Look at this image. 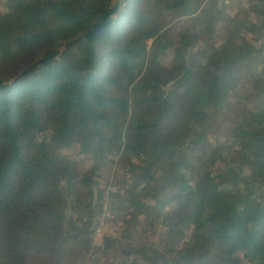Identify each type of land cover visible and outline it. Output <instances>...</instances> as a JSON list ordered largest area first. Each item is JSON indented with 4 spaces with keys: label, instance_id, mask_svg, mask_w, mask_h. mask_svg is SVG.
<instances>
[{
    "label": "trees",
    "instance_id": "1",
    "mask_svg": "<svg viewBox=\"0 0 264 264\" xmlns=\"http://www.w3.org/2000/svg\"><path fill=\"white\" fill-rule=\"evenodd\" d=\"M109 4L0 0V79ZM241 6L258 28L238 27L226 0H125L98 40L0 85V264H104L89 260L94 196L107 197L104 254L117 245L116 264H264V0ZM177 24V42L159 37ZM109 162L123 174L116 192L95 177ZM143 222L159 226L155 245L131 238Z\"/></svg>",
    "mask_w": 264,
    "mask_h": 264
},
{
    "label": "rangeland",
    "instance_id": "2",
    "mask_svg": "<svg viewBox=\"0 0 264 264\" xmlns=\"http://www.w3.org/2000/svg\"><path fill=\"white\" fill-rule=\"evenodd\" d=\"M29 1H31V0H29ZM241 1L242 0H237V1L236 0H226V2L228 4H230V6L232 8L231 11L233 10L234 14L236 13V11L238 12L239 9H242ZM248 7H245L244 12L242 13V14H245V16L240 17L236 13L237 17H236L235 21L240 23L237 25L238 27H243L244 24L250 23V25H252V27L256 29V28H258V24H260V22H261V20H260L261 17H257L255 15H253L252 13H249V14L245 13L248 10ZM0 17H1V14H0ZM231 25H232L231 22L227 24V26H231ZM181 30H182V27H180L179 24L173 25V26H170L166 31L161 33L159 35V37L166 35L169 38H171L172 40H174V43H175V42H177L176 41L177 40L176 34ZM239 36L245 37L247 40H249L251 42H253L257 39L256 35L252 34L251 32H246V31L239 32ZM150 44H151V41H148V46ZM208 44H210V43H206V44L200 43L197 45L196 49L206 50L207 48L210 47V46H207ZM149 57L150 58L156 57L157 61L162 62L164 65H168L170 62V53L167 51L166 52L162 51L161 47H153L149 53ZM70 156L75 158V159L84 158V157H76L73 153ZM87 166H88L87 161L82 162V164L80 163L81 170H85ZM120 175H123V174L119 169V164L116 166V162L106 163L104 166H102L99 170H97L95 172V177L97 179H99L100 183L104 184L106 186V188L108 186V189H107L108 191L113 190L114 192H116L117 190L113 187L111 188L110 183L114 182L115 180H120ZM122 179H124V176H122ZM105 182H108V184H105ZM94 190H95V188H94ZM76 192H77V190H76ZM75 196L76 197L79 196L78 192L76 193ZM256 196H257V193H254V195L251 196L250 198H247L245 200V202L247 204H250L252 207H255V205L257 204L255 201ZM95 199H96V197L94 196L93 200L90 203H88V205L91 208L92 215L95 218H97L99 216L98 219L101 218L103 214H104V216H108L109 212L107 210H105V208H104V205L106 204L105 200L107 199V197L105 196L104 197L105 200L104 199L101 200L100 206H99V204H95ZM99 207L101 209L100 215L98 212ZM98 219H97V221H98ZM108 222H109V220L106 219V224H108ZM104 229H106L104 232H107L108 234H110L112 232V230L110 228H104ZM160 234H161V231H160V228L158 225H156L155 223H151V222H143L142 224H137V225L133 226V234H132L131 238L133 239L135 245H137L141 241L147 242L150 245H153V244L155 245L159 241ZM105 236L106 235H104L102 233L97 237L96 242H95L96 248H99V244H102L104 247ZM186 238H187V235L185 236V239ZM120 240H121V236H120V239H118V241L116 243H118ZM116 247H117V245H115V246L113 245L111 247V249L109 250L110 253L103 255L102 261H105L104 264H110L113 262H114L113 264H116V262L119 261L116 259V255H117L116 254V250H117ZM124 247H126V244H124ZM163 255L165 256L164 258L167 261H169L170 257H168L165 253H163Z\"/></svg>",
    "mask_w": 264,
    "mask_h": 264
},
{
    "label": "water",
    "instance_id": "3",
    "mask_svg": "<svg viewBox=\"0 0 264 264\" xmlns=\"http://www.w3.org/2000/svg\"><path fill=\"white\" fill-rule=\"evenodd\" d=\"M125 0H110V4L102 15L101 19L94 23L88 30L83 34L76 37L60 47L47 50L41 54L34 62L28 67L21 70L16 76L11 79H0V85L12 86L15 82L22 80L32 71L37 69L39 66L48 63L54 59H57L60 54L71 44L80 42L82 40L94 41L98 40L112 25V23L119 17L124 9Z\"/></svg>",
    "mask_w": 264,
    "mask_h": 264
},
{
    "label": "built area",
    "instance_id": "4",
    "mask_svg": "<svg viewBox=\"0 0 264 264\" xmlns=\"http://www.w3.org/2000/svg\"><path fill=\"white\" fill-rule=\"evenodd\" d=\"M106 194H107V192H106ZM104 208L106 210V204L104 205ZM106 219L109 220L108 224H106ZM111 224L112 223H111V221L109 219V215L108 216H104V214H103L102 217L98 219V224L95 226L94 231L92 233V237H93L92 238V249H91V252H90V255H89V259L96 258L100 262H103L102 261V257L104 255V247H103L102 244H99V248H96L95 247V242H96L97 237L100 234L104 233V231L106 230L104 228H110ZM93 249H97L98 250V253L96 255H93Z\"/></svg>",
    "mask_w": 264,
    "mask_h": 264
}]
</instances>
